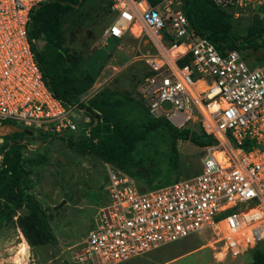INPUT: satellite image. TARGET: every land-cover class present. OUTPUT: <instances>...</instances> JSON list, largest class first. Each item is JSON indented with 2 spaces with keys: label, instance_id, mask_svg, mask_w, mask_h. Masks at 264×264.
Listing matches in <instances>:
<instances>
[{
  "label": "built area",
  "instance_id": "1",
  "mask_svg": "<svg viewBox=\"0 0 264 264\" xmlns=\"http://www.w3.org/2000/svg\"><path fill=\"white\" fill-rule=\"evenodd\" d=\"M48 1L0 0V126L14 123L77 142L93 125L81 107L86 99L66 105L53 95L29 39L31 13ZM213 1L234 20L264 17V0ZM179 4L110 0L115 19L104 45L135 25L140 36L144 26L149 45L137 59L149 73L132 96L152 119L212 142L198 146L197 170L189 177L154 190L140 189L130 175L104 164L106 199L93 208L92 229L67 249L74 264H123L204 233L222 257L264 244V62L250 63L236 50L220 53L190 29Z\"/></svg>",
  "mask_w": 264,
  "mask_h": 264
},
{
  "label": "rangeland",
  "instance_id": "2",
  "mask_svg": "<svg viewBox=\"0 0 264 264\" xmlns=\"http://www.w3.org/2000/svg\"><path fill=\"white\" fill-rule=\"evenodd\" d=\"M109 3L110 0H80L79 4L73 6L62 18L63 47L69 52H78L81 64L85 68L89 56L105 46V31L115 19V15L108 11ZM177 7L180 8V4ZM248 17L235 20L234 33L245 34L250 21ZM142 27L140 36L128 31L118 40V44L95 77L90 92L97 93L106 88L133 93L139 81L149 72L145 62L137 59L140 56L139 50L148 46V30ZM37 46L38 49H42L43 42H38ZM241 51L250 63L264 61V45L242 48ZM169 128L160 125L145 133L137 144L133 153L134 162L128 167V171L119 169L132 175L142 190L161 188L172 184L177 178L185 179L197 170L201 148L188 140L177 138ZM30 132L31 136L14 134L2 138L0 149L10 142L22 145L23 155L28 160L25 165L27 176L24 184L30 182L34 184V175L38 174L41 177L46 170L50 174H61L62 177L57 178L56 188L51 196L42 201L37 199L48 211L43 213L38 210L37 216L44 220L45 227L54 235L52 240L35 244L36 240L32 237L38 239L39 232L34 221L29 219L31 210L22 207L14 211L11 216L16 218L10 223H5L4 231H1L0 264H74L67 248L79 243L92 229L93 208H98L106 199L104 187L107 178L104 163L90 152L72 146L64 140ZM173 150L178 153L177 168L170 166ZM139 173L145 175V178L140 179ZM61 188L66 191L61 192ZM32 189L37 198L38 186H33ZM80 192L83 201L80 205L81 210L68 205L62 208L60 215H54L50 206L59 204L63 199L71 201L74 195ZM4 221L3 219L2 223ZM211 237L209 233L192 236L123 264H247L251 261L252 250L236 258L219 256L217 254L220 251L219 245L213 244L212 247L209 245ZM40 240L39 238L38 241ZM7 245L13 246L9 253L12 258L5 252L9 247ZM260 246L262 245L258 247ZM186 252L188 253L182 255Z\"/></svg>",
  "mask_w": 264,
  "mask_h": 264
},
{
  "label": "trees",
  "instance_id": "3",
  "mask_svg": "<svg viewBox=\"0 0 264 264\" xmlns=\"http://www.w3.org/2000/svg\"><path fill=\"white\" fill-rule=\"evenodd\" d=\"M79 1L50 0L40 4L30 16L29 39L35 60L53 95L66 105L78 103L82 95L92 88L95 80V77L82 66L80 54L69 52L62 44V18L73 6L78 5ZM157 2L158 0H150L152 6ZM179 2L190 29L196 35L206 38L220 53L236 50L246 59L242 48L264 45V18L255 15L248 17L250 21L246 32L240 35L233 32L235 20L232 14L218 7L213 0ZM38 42H43L42 49H38ZM189 61V58L180 60L179 65L184 66ZM263 62L258 60V63ZM132 95L133 93L127 91L106 88L99 90L86 103L81 104V107L92 116L93 125L89 137H81L76 143L71 140L66 142L90 152L104 164L128 171V167L134 162L133 153L143 135L160 125L169 128L166 121L152 119L140 100ZM6 124L10 123L5 122L2 125ZM169 129L177 138L188 140L199 147L212 142L206 136ZM0 138L7 137L0 135ZM60 139L65 141L63 138ZM22 151L23 147L18 142L7 143L0 149V227L3 219L10 218L11 210L27 207L31 210L29 219L34 221L39 232L38 239L32 237L36 240L35 244H38L41 241L52 240L54 234L45 227L44 220L37 216V203L31 193L34 184L32 182L24 184L27 176L25 165L28 160ZM170 166L178 167V153L175 150L171 153ZM130 176L134 179L132 175ZM138 177L143 179L145 175L139 173ZM252 251L251 261L247 264H264V245Z\"/></svg>",
  "mask_w": 264,
  "mask_h": 264
},
{
  "label": "flooded vegetation",
  "instance_id": "4",
  "mask_svg": "<svg viewBox=\"0 0 264 264\" xmlns=\"http://www.w3.org/2000/svg\"><path fill=\"white\" fill-rule=\"evenodd\" d=\"M24 130V129H23ZM0 133L2 134V135H4L5 137H10V136H13L14 134H9V129L8 128H5V125H2V127L0 128ZM15 134H18V133H15ZM21 134H25V133H21ZM26 135V134H25ZM28 136V135H27ZM49 138H57V137H55V136H50ZM57 139H60V138H57ZM64 139V138H63ZM67 140H71L72 141V139H70V138H68V139H65V142L67 141ZM49 141V140H48ZM73 142V141H72ZM2 143V142H1ZM74 143H76V142H74ZM80 148V147H79ZM104 166V165H103ZM46 172H47V170L46 171H44L43 173H42V175H41V177L38 175V174H35L34 175V186H38V188H39V196L37 195V198H36V196H35V192H33L32 190H31V193L34 195V201L36 202V203H38V205L39 206H36V209L37 210H41L43 213H47L48 211H47V209H46V206L43 208L42 206H41V204L39 203V201L37 200V199H40L41 201L42 200H44V199H48V197L49 196H51V194H52V192L55 190V188H56V186H55V182H56V180H57V178L59 177V176H61V174H50V173H48V175H46ZM49 172V171H48ZM59 173V172H58ZM62 177V176H61ZM46 179L47 180V183H46V189H44V187H42L41 186V182L43 181V179ZM46 190V191H45ZM61 192H65L66 190H62V188H61V190H60ZM81 192L80 193H78V194H75L74 195V198L71 200V201H68V200H66V199H63L61 202H59V204H54V205H52V206H50V207H52V209H53V211H54V215H60V211L62 210V208L64 207L65 208V206L67 207L68 205H70V206H72L73 208H79L80 210H81ZM83 202V201H82ZM83 207V206H82ZM21 208H19V209H14V210H11V212L13 213L14 211H17V210H20ZM11 213V214H12ZM13 216V215H12ZM10 217L9 219H7V220H5L3 223L1 222V227H0V238H1V231L3 230L4 231V228L5 227H3V225L5 224V223H10L13 219H15L16 217L15 216H13V217ZM4 244V242L2 243V245ZM13 247V246H12ZM28 251V250H27ZM5 252H7V251H5Z\"/></svg>",
  "mask_w": 264,
  "mask_h": 264
},
{
  "label": "water",
  "instance_id": "5",
  "mask_svg": "<svg viewBox=\"0 0 264 264\" xmlns=\"http://www.w3.org/2000/svg\"><path fill=\"white\" fill-rule=\"evenodd\" d=\"M116 41L117 40L115 38H108L106 40V45L104 47H102L100 49H97L92 55L89 56V58L87 60L86 69L88 70V72L90 73L91 76H93V77L97 76L100 68L105 63L106 58L108 57V55L114 49V47L116 45ZM1 127L2 126H0V128ZM5 128L9 129V134L25 133L28 136L32 135V132L27 131V130H23L22 128H18L16 126L12 125V124H6ZM0 135L4 136L1 133H0ZM48 173L49 172L47 171L46 175H48ZM46 183H47V180L44 178L43 181L41 182V186L44 187V189H46Z\"/></svg>",
  "mask_w": 264,
  "mask_h": 264
},
{
  "label": "crops",
  "instance_id": "6",
  "mask_svg": "<svg viewBox=\"0 0 264 264\" xmlns=\"http://www.w3.org/2000/svg\"><path fill=\"white\" fill-rule=\"evenodd\" d=\"M140 26H135L134 28L132 27V29L130 30V32L133 34V35H136V34H138V36H139V30H140V28H139ZM135 28H136V30H135ZM138 36H136V37H138ZM106 45V44H105ZM147 45H149V43H148V41H147ZM90 93H92V92H90V90L87 92V93H85L84 95H82V99H86V101L87 100H89V98H88V96L90 95ZM185 240V239H184ZM184 240H180V241H178V242H176V243H173V244H177V243H179V242H181V241H184ZM170 245H172V244H170ZM7 246H9L5 251H7V253H8V256H9V258H12V256L9 254L10 253V249H12V246L10 247V245H7ZM167 246V245H166ZM69 248V247H68ZM67 248V249H68ZM161 248V247H160ZM159 249V248H158ZM157 250V249H156ZM154 251V250H153ZM152 252V251H151ZM29 251H28V256H29ZM188 252H186V253H184V254H182V255H185V254H187ZM179 256H181V255H179ZM30 257V256H29ZM30 263V262H29Z\"/></svg>",
  "mask_w": 264,
  "mask_h": 264
},
{
  "label": "bare ground",
  "instance_id": "7",
  "mask_svg": "<svg viewBox=\"0 0 264 264\" xmlns=\"http://www.w3.org/2000/svg\"><path fill=\"white\" fill-rule=\"evenodd\" d=\"M135 26H139V25H135ZM135 26H134V27H135ZM134 27H133V28H134ZM139 28H140V27H139ZM135 30H136V28H135ZM97 86H98V85H97Z\"/></svg>",
  "mask_w": 264,
  "mask_h": 264
},
{
  "label": "clouds",
  "instance_id": "8",
  "mask_svg": "<svg viewBox=\"0 0 264 264\" xmlns=\"http://www.w3.org/2000/svg\"><path fill=\"white\" fill-rule=\"evenodd\" d=\"M0 139H2V138H0Z\"/></svg>",
  "mask_w": 264,
  "mask_h": 264
}]
</instances>
